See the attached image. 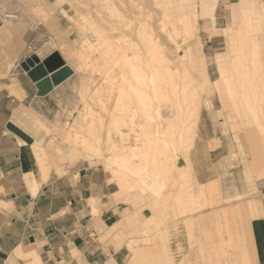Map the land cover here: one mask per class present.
I'll return each instance as SVG.
<instances>
[{
    "label": "rangeland",
    "instance_id": "rangeland-1",
    "mask_svg": "<svg viewBox=\"0 0 264 264\" xmlns=\"http://www.w3.org/2000/svg\"><path fill=\"white\" fill-rule=\"evenodd\" d=\"M57 1L58 0H2V4L6 11L16 13L19 16V21L17 20L9 24L0 23V75H2L3 73L7 74L8 71L12 67L16 66L21 61V59L29 52H34L33 54L37 53L42 58L50 52H53L52 54H58L60 59H62V61L64 62V66L61 67L63 69L59 68L58 70L61 69L62 71H57L52 74H49V77L51 78V83L53 86L54 81L57 79H65V81L57 89V91L55 92L56 94L48 93L43 96L39 95V88L38 84L36 83L38 92L35 94L33 93L34 102L30 103L28 105V108L25 110L24 117L26 121L24 128L26 131L32 134L34 140H42V142L38 143L45 148L47 156L49 158L51 169L55 168L58 170L59 173H62L66 167H69L72 164H76L78 162L86 163L94 167H100L111 175V181L117 183L119 190L122 191L121 181H119V179L113 174V172H110V170H106L107 168L104 166L105 161L109 158L108 151L106 150V143L104 142L106 134L109 131L112 134L113 140H115L116 138V143H119L120 139L114 132L115 127L113 125V119L116 115H119L120 110L123 109H121L122 106H125L126 108V106L128 105L131 107H128V109L126 108L127 111L123 109V113L125 110L127 119L135 120V126L133 128H130L129 126H124L122 128L124 133L129 132L130 134L128 136V142L130 145H133L137 139H140L142 137L141 135L143 131L149 130L151 127H149V125L147 124L148 120L147 118H145V114L147 112L142 114L143 111L140 109L142 108L140 106L142 105L140 100H135L138 97L135 94H132L130 91H128L129 93H120V85L118 86L117 84H121L119 82V80H121V74H124L123 71H125L126 75H124L126 77L128 76V78H131V75L130 73L128 75L126 73V71H128L127 67L129 66L124 67L125 64H123L119 60H116V58L120 59L119 57L122 55V53L124 54V52H126V54H128L129 56H131L133 53L132 56H134V43H136V45L140 47V50H142L141 52L145 53L146 49L144 48L147 47L143 46L149 45V37L144 38V36L146 35L151 36L153 40H156L158 38L157 41L160 43L158 49L160 50V53H157L158 56L161 55L167 58L174 59L180 58V56L184 53L183 50L187 49L188 43H184V41H182L183 37L181 35L179 36L173 34L172 29L174 26L178 27L180 25V20L182 19V11L180 7L175 4H173V6L168 9V7H166V2L168 0H131V2L129 0H119L120 3L118 2V0H62L63 2H61L60 4H58ZM222 1L219 3V8L216 11L217 26L220 29L230 26L226 25L225 23L227 19L226 16L228 17V22L230 23L233 20L234 12H237L239 17H254V15L250 12L246 10L242 11L241 7L239 6V0ZM251 1L256 3L258 7L264 5V0ZM109 4H113L114 7H112L113 5H110V7H108ZM164 6L166 9L164 8ZM112 8L114 10H112ZM115 9L117 11H120H118L119 15ZM197 11L200 12V4L198 3ZM65 12L68 15L75 17L74 19L78 20L81 24L84 23L86 27H89L88 21H91L97 28H100L101 23L104 24L108 29H110L111 26L112 28L121 27L125 29L126 31L123 34L119 30L109 31L111 42L114 45L113 47L116 48V46H119L118 48H116L119 53L117 50H113L116 53V56H114V60L113 52L111 55V52L109 51L106 53V55L104 54V56L103 54L101 56L99 55L97 57L98 59H96L95 57L93 59L87 58L85 56V53L81 52L80 49V38H82V34L79 33V31L70 32V30L72 29V21L68 19ZM48 18L54 20L52 30L49 29L47 26ZM103 19L105 20L103 21ZM32 21L40 23V28L36 33H30L29 31V25ZM207 22L208 26L206 24ZM139 25L142 26L143 29L140 30ZM198 26V36L200 38L201 43L203 44V51L207 56V71L210 78L209 80L211 82L209 81L207 83V86V84H205L206 82L201 71L199 69L196 71V74L198 75V81L200 82L199 85H202V83H204V87H200L201 89L199 88L201 90V94L200 90L198 91V93L200 94L199 98L201 99V101L199 99L201 104L198 103V106L201 111V116L198 122V127L196 130L193 145L195 144L196 139L198 138L199 128H211L215 136L213 137V140L208 143L210 149L215 150L219 148L225 151L224 153L227 159L230 161L229 165L235 166V169L243 172L244 180L249 192L248 196L252 197L257 195V197L264 201V98H259L257 100H252L250 98L249 102H251L252 104H249L250 108H247L246 104H248V101H244V99L246 98L244 97L243 99V97L240 96V91L242 89L236 88V86L235 91L237 92V95L235 96L237 98L233 97L232 100L231 97L226 94L225 104L228 106L223 108L224 104L219 94L216 92V87L212 82H214L218 78L216 67L214 64V56L216 53H222L226 51L225 38L222 35H209L211 30V23L209 22V20L199 19ZM137 29L140 33H138ZM88 33H90V30L86 31V35ZM122 35H124L125 37ZM136 35L139 36V39L136 38ZM60 36H64L66 38V43L61 44L59 42ZM94 37L98 36L94 34ZM124 38H126V40L129 42H127L126 40L123 42ZM130 38L133 41L130 40ZM117 40L122 41V43L118 42ZM195 40L196 38L194 37L190 38V42L192 43H194ZM115 42L118 44L116 45ZM171 42L175 44H172ZM120 44H122L123 47H121L123 50L120 48ZM129 44L131 46H129ZM176 44L177 46H174ZM161 46H164L165 48H161ZM178 46L181 47L176 49ZM128 47L131 48L129 49ZM125 48L129 50L133 49V51H129L128 53ZM160 48L163 49V51H161ZM108 55H110L111 58ZM106 57L111 63L109 61V63L106 61ZM102 58L104 59L102 60ZM111 60H113L114 63ZM115 61L116 63L117 61L120 62V65H118L117 63V66H120V68L122 69V72H120L121 74L119 77L118 74L114 75V73L117 72L111 70L110 72H108V68H110V66L112 70L115 69ZM121 65L125 68L124 70ZM117 66L116 69L119 68ZM121 69H119V71ZM109 73L111 75H114L113 77L111 76V79L117 77L114 78L116 80L113 79L117 83L113 82V80H109ZM106 77L108 81L112 82L109 83ZM108 83L110 85H112V83H116L111 86L114 89L115 87H119L115 90L112 89V91L109 90L111 93L114 90V93H112L113 95H111V93L107 91L109 88L111 89ZM107 84L109 87L107 86ZM106 86L108 88H106ZM210 86L212 88H210ZM238 91L240 93L239 95ZM130 95L132 96V98H129ZM133 97L135 99H133ZM209 98L210 100H212L213 105L212 108L207 111L205 109V101H207ZM240 98H242L243 102H246L244 105L241 104L242 101L240 100ZM119 99L121 101H119ZM235 99L236 101L240 100L241 103L239 104L238 102L239 105H237V102L234 101ZM133 101L137 103H134ZM233 101L236 102V105ZM120 102H122V104L124 103L125 105L120 104ZM138 102H140V104ZM135 104L138 105L135 107ZM240 105L241 107L244 106V108H242L244 110L243 112L241 111V107H239ZM118 106L120 107V110ZM237 106L241 110H238ZM130 108L134 109L132 110V112H130L133 113L131 114V116L128 112L131 110ZM136 108L137 110H135ZM222 108L224 110H222ZM252 108L255 110L254 113L256 112L257 118H255V114L253 113ZM137 111H139L141 115L145 116H141L140 114H138ZM132 116L136 118H133ZM44 119L48 122H46ZM38 120L41 124L37 122ZM42 124H44L45 126H49L45 129L44 125L42 126ZM65 126L67 128H64ZM47 128L50 129V131ZM71 129H73V131ZM70 130L72 132H70ZM66 134H70L73 137H77L74 134H78V136L82 135L84 137H89L94 141L95 139H97V141H95V144L96 146H99V148L102 147V156L97 157V159L96 157L93 159H90L89 157L87 158L85 153L82 151L83 148L81 147L78 149V151H74V148H72V146H70L68 143H66V141H64V135ZM82 136H79V142H81L80 140H83L82 138L84 137ZM98 139L100 141H98ZM80 145L81 144L79 143V146ZM193 147L194 146L191 147L189 152L190 167L191 152ZM55 149L57 151H55ZM58 149L61 151H59ZM104 150L105 152H103ZM180 152L177 151L175 154V160L177 159L174 165L175 168L173 169V166L170 167L167 185H161V188L158 190L159 192L156 188L160 186H155L156 188L153 187L155 190L149 189L150 187L148 188L153 192H149L148 190L145 194L146 191H144V193H142L143 195L141 194V192L143 191L138 188H136L137 190H127L125 191V193L118 195L121 201H123L134 209V215L132 216V218H129L130 215L127 216L128 218H126L127 224L125 230L121 233L123 235V239L132 238L133 241L129 244L131 249H134L135 246L137 248L140 245L154 244L156 239L155 234H157V236H160L161 230L164 231L166 236H168L169 242H171L170 240L172 235L175 233L177 234L178 232L180 233L178 229L185 226V224L183 223V219L187 217V215H192L195 213L202 214L205 210L213 209L222 204L221 198H217L215 195H211L207 198L195 197L194 192L190 188L192 186V182H190L186 177H178L177 174L178 172H180L179 168L185 165V158ZM60 160H62V162L64 160H68L69 166L67 165V161H64L63 165ZM55 164L58 165L56 166ZM186 165H188L187 162ZM191 170L192 168H190V172ZM177 189L178 191L176 192ZM154 192L156 193L153 194ZM206 195H209V193H207ZM177 197H180L182 199L180 201H177ZM146 203L147 206H150L152 203H154L155 206H153V210L156 211L155 216L157 219L163 216L164 220L169 219L175 222L181 220L180 224H164V222H160L156 227L155 225L157 223H151L149 224V227L153 225L154 230H145L144 228L146 227V221H144V219L140 220L139 216L136 214L137 212L143 210L146 207ZM94 214H97V211H94ZM141 228L142 231H139V229ZM136 238L138 239L136 240Z\"/></svg>",
    "mask_w": 264,
    "mask_h": 264
},
{
    "label": "crops",
    "instance_id": "crops-1",
    "mask_svg": "<svg viewBox=\"0 0 264 264\" xmlns=\"http://www.w3.org/2000/svg\"><path fill=\"white\" fill-rule=\"evenodd\" d=\"M19 63L0 75V264H264V201L248 196L243 172L229 165L225 151L210 149L211 128H199L191 181L195 197L210 186L202 198L215 195L222 204L187 215L171 242L161 230L154 244L130 248L132 238L123 239L121 233L134 209L119 199L118 184L100 167L78 162L62 173L52 168L42 181L33 152L42 140L24 128L25 110L38 88ZM64 81L55 80L49 94ZM30 173L41 182L34 197L24 180ZM153 206L146 203L136 214L146 221L145 230H154L147 223L152 219L156 227L180 224L157 219Z\"/></svg>",
    "mask_w": 264,
    "mask_h": 264
},
{
    "label": "bare ground",
    "instance_id": "bare-ground-1",
    "mask_svg": "<svg viewBox=\"0 0 264 264\" xmlns=\"http://www.w3.org/2000/svg\"><path fill=\"white\" fill-rule=\"evenodd\" d=\"M107 1H109V0H107ZM129 1L131 2V0H129ZM221 1L222 0H168L167 2L165 1L167 3L166 7H168V9L171 8V6H173V4H175V5L179 6L181 11H182V19L180 20V25L178 27L174 26L172 30H173V34L179 35V36L181 35L183 37L182 41H184V43H188L187 49L183 50L184 53L182 52L183 55H181L180 58H177V59L176 58L175 59L174 58H167V57H164L161 55L158 56L157 53L160 51V50H158L159 44H160L157 41L158 38L156 40H153L151 36L146 35V36H144V38L149 37V43H148L149 45L143 46V47H147V48H144V49H146L145 53L141 52L142 50H140V47H138V45H136V43H134L136 45V46L133 45V47L135 49L134 56H132L133 53H132V55L130 54L132 56V58H131V56L126 54V52H124V54L122 53V55L119 57L120 59H117L115 57L116 60H119L120 62L125 64L124 67L129 66V67H127L129 72L126 71V73H127V75L130 73L131 78H128V76L127 77L125 76L126 75L125 71H123L125 75L120 73V72H122V69L120 68V66H117V63H118V65H120L119 61H117V63L115 61L116 66L119 68L116 69L115 65H114L115 69H113V70L111 69V66H110V68H108L109 69L108 72H110V70L117 72V73H114V72L113 73H114V75L118 74V77L121 74V80H119V82L121 84H117L118 86L120 85L119 87H120V93L121 94H123L125 92L129 93L128 91H130L132 94H135L138 97L136 99L133 97V99H135V100L139 99L141 104H142V105H140L142 107L140 109L143 111V112L141 111L142 114L146 113V112L147 113L145 114L146 115L145 116V115H141V113L139 111H137V112L141 116H145V118H147L148 123H147V121H146V123L149 125V127H151L149 130H145V131H143L144 130V128H143V130H142L143 132L141 135L142 137L140 139H137L133 145H130L128 142L129 141L128 136L130 134H129V132L124 133L122 127L129 126L130 128H133L135 126L134 125L135 120H132V119L128 120L127 115L125 113L127 111L128 107H131V106H129V105L126 106L127 109L125 108V106H122L121 109L123 108L126 110V111L124 110V113H123V109L120 110V107L118 106L120 112H122V113L119 112V115L115 116V118L113 119V125L115 127L114 132L119 137L120 140H119V143H116V141H115L116 138L114 137L115 140H113L112 134L109 131L106 134L104 142L106 143V147H107L106 150L108 151L109 158L107 157L108 159L106 158L107 160L106 161L104 160L105 161L104 166L107 168V169L105 168L106 170H108V171L110 170V172H113V174L119 179V181H121L122 191L119 192L120 194L125 193V191H127V190L136 189V188L143 191V192H141V194L144 193V191H146L145 192V194H146L149 189L153 190L157 186H160V187L156 188L158 191L161 188V185L162 186L167 185L170 167L173 166V169L175 168L174 165H175L176 160H177V159L175 160V154L177 151L178 152L181 151L180 153H182L184 158H185L184 161L187 162V164H188V165L185 164L184 166H181L179 168L180 172H178L177 175H178V177H186L190 182H192L191 181L190 165H189V162H190L189 152H190L191 147L194 146L193 145L194 138H195L196 130L198 127V122H199V119L201 116L200 115L201 111H200V108L198 106V103H200V101H201V99L199 98L200 97L199 95L201 94L200 89L202 87H204L203 86L204 83H202V85H199L200 82L198 81V78H197L198 75L196 74V71L198 69L201 71V73L204 76L205 82H206L205 84H207L210 81L208 71H207V56H206L205 52L203 51V44L201 43L200 38L198 36L199 19L209 20V22L211 23V30L209 29L210 30V34H209L210 36L222 35L225 38L226 51L222 52V53H216L214 56V64L216 67V72H217L218 78H217V80L212 82L216 87V90H217L216 92L219 94V96H220V98L224 104L223 108L228 106L225 104L226 94L229 97H231L232 100H233V97H236L235 96V95H237V92L235 91L236 86H237L236 88L242 89V90L239 89V90H241L240 96H242L243 99H244V97L247 99V100L244 99V101H246V102L248 101L247 102L248 104H246L247 108L249 107V104H252L251 102H249L250 98L252 100L264 98L263 97L264 96V5L261 7H258L256 5V3L252 2L251 0H239V6L241 7L242 11L246 10V11L250 12L251 14H253L254 17H251V18L250 17L249 18L244 17V16L239 17L237 12H234L232 22L229 23L228 17L226 16L227 19H226L225 23H226V25H230V26H227V27L220 29L217 26L216 11L219 8V3ZM57 2H58V4H60L63 1L58 0ZM118 2L120 3L119 0H118ZM1 3H2V0H1ZM78 3H80V2H78ZM110 3H111V1H110ZM197 3L200 4V12L197 11ZM122 4H121V7H122ZM132 4H133V1H132ZM137 4H138V2H137ZM110 5H113V4H109L108 7H110ZM2 6H3V4H2ZM124 6H125V4H124ZM112 7H114V5ZM132 8H134V7H132ZM164 8H165V6H164ZM112 10H114V9L112 8ZM118 11H117V13H118ZM162 11H164V10H162ZM118 15H119V13H118ZM165 15H166V10H165ZM66 16L68 17V19L70 21H72V27H71L72 29L70 30V32L71 31H79V33L82 34V38H80L81 39L80 49H81V52L85 53V56L87 58L93 59L95 57L96 59H98L97 57L99 55L101 56L103 54V56H104V54L106 55V53L109 51V52H111V55L113 52V60H114V56H116V53H115V51L117 50L116 48H118L119 46L118 47L116 46V48L113 47L114 45L111 42V37L109 36V31L110 30L111 31L119 30L123 34L126 31L125 29H123L121 27L120 28H118V27L112 28V26H111V28L109 27L110 29H108L104 24H101V23H100V28H97L96 26H94V23L91 21H88L89 27H86L84 23L81 24L78 20L74 19L75 17L70 16L67 13H66ZM17 20L19 21V17H18V19H16V21ZM104 20L105 19H103V21ZM53 23H54V20L48 18L47 26L51 30L53 29V25H54ZM206 24L208 26V22ZM147 25H149V24H147ZM139 28H140V30L143 29L142 26H140ZM150 28H152V27H150ZM87 30L88 31L90 30V33H88L86 35ZM138 33H140L139 30H138ZM94 34H96L98 37H94ZM138 35H136L137 39H139ZM122 36H124V35H122ZM125 36H126V34H125ZM167 37H168V35H167ZM169 37H170V35H169ZM191 37L196 38L194 43L190 42ZM126 38L123 39V42L126 40ZM175 38H177V37H175ZM130 40H132V39L130 38ZM171 40H172V38H171ZM114 41H115V39H114ZM59 42L61 44L66 43V38L64 36H60ZM118 42L122 43V41H118ZM127 42H129V41H127ZM135 42H136V40H135ZM115 44L117 45L118 43L115 42ZM172 44H175V43H172ZM121 46H122V44H120V48L122 49L123 46L122 47ZM129 46H131V45L129 44ZM174 46H177V44ZM180 47L181 46H178L176 49H178ZM128 48L130 49L131 47H128ZM161 48H165V47L161 46ZM182 48H184V47H182ZM114 49H115V51H113ZM129 49L125 48V50L128 51V53H129V51H133V49H131V50H129ZM121 51H120V53H121ZM161 51H163V49H161ZM118 53H119V51H118ZM79 54H81V53H79ZM108 56L111 58L110 55H108ZM118 56H119V54H118ZM38 57L41 58V56H39V55H38ZM107 57L105 59H107ZM0 59H1V54H0ZM103 59L104 58H102V60ZM113 60H111V61H113ZM106 61L108 62L109 60L107 59ZM113 63H114V61H113ZM111 65H113V64H111ZM34 66L35 67L38 66V63H34ZM121 67H123V66L121 65ZM124 67H123V70L125 69ZM119 69H121V70L119 71ZM118 71H119V73H118ZM114 75L110 74L109 80H113L114 78H117V77H114L113 79H111V76L113 77ZM106 79H107V77H106ZM42 80H40V81H42ZM114 80H116V79H114ZM114 80H113V82H116ZM107 81H108V79H107ZM108 82L111 83L112 81H108ZM116 83H112V85H110V84L109 85L111 87V86H113V84H116ZM108 84H107V86H108ZM107 86H106V88L109 87V86L108 87ZM207 86H208V84H207ZM118 88L115 87V89H118ZM210 88H212V87L210 86ZM112 89H114V88L111 87V89L109 88L107 91L109 93H111L109 90L112 91ZM104 90H105V88H104ZM114 90L112 93H114ZM199 90H200V94L198 93ZM104 93H105V91H104ZM112 93H111V95H113ZM239 94L240 93L238 91V95ZM109 95H108V97H109ZM120 97H121V95H120ZM201 97H202V95H201ZM129 98H132V96L130 95ZM120 99H119V101H121ZM199 99H200V101H199ZM240 100L242 101V98H240ZM240 100L236 101V99H235L234 101H236L237 105H239L241 103ZM208 101L210 102V108L209 109L205 108L207 111L210 110L212 108V105H213L212 100H210V98L208 99ZM140 102H138V103L140 104ZM236 102H234L235 105H236ZM238 102H239V104H238ZM246 102L242 101L241 104L244 105ZM134 103H137V102H134ZM120 104H122V102H120ZM137 105L138 104H135V107ZM239 107H241V105ZM239 107H238V110H241L242 108H244V106L241 107V109H239ZM107 108H108V106H107ZM137 108L135 110H137ZM223 108H222V110H224ZM130 109H129L130 111H128L129 113L132 112V110H134L132 108H130ZM241 111L243 112L244 110L242 109ZM254 111L255 110L253 109V113H254ZM32 113H33V111H32ZM131 114H133V113H130V116H131ZM254 114H255V118H257L256 112ZM128 116H129V114H128ZM134 116H132V117L136 118ZM39 120L37 122L39 124H41L39 122ZM44 120H42V121H44ZM45 121L48 122L47 120H45ZM46 122H44V123H46ZM46 124H48V123H46ZM43 125L44 124H42V126ZM48 126L49 125H47V126L44 125V128L46 129V127H48ZM57 128H58V126H57ZM64 128H67V127L65 126ZM48 130L50 131V129H48ZM62 130H65V129H62ZM68 130H69V128H68ZM71 130L73 131V129H71ZM71 130H70V132H72ZM135 133H133V134H135ZM70 134L64 135V139H65L64 141H66V143H68L70 146H72V148H74V151H78V149L81 147V148H83L82 151L85 153L87 158L89 157L90 159H93L96 157V159H97V157L102 156V153H101L102 147L99 148V146H96V144H95V141H97V139H95V141H94L89 137H84L82 135H79V136L84 137V138H82L83 140H80L81 142H79L78 141V139H79L78 134H74L77 137H73ZM98 141H100V140L98 139ZM79 143L81 144L80 146H79ZM33 147H34L33 152L35 153L34 156H36L35 159H37V162H38L39 167H40L39 172H41V180L45 182L48 179V177L50 175V171H51L50 170L51 169L50 168V162H49V158L47 156V152H46L45 148L41 144H39L38 142ZM55 151H57V150L55 149ZM59 151H61V150H59ZM103 152H105V150ZM60 161H61V163H63L64 161H67V165H68V160H64L63 162H62V160H60ZM63 165H64V163H63ZM72 165H74V164H72ZM53 166H54V164H53ZM176 173H177V170H176ZM24 180H25V184H26L31 196H33V197L36 196L38 194V191H39L40 186H41V182L38 181V179L36 178V175L33 173L27 174L24 176ZM251 185H253V184H251ZM190 188L193 191V186H191ZM209 188H210V186L202 187L200 198H202L207 193H209ZM152 190H149V192ZM155 193L156 192H154L153 194H155ZM154 221L155 220L152 219L147 223L153 224ZM17 254L19 256L23 257V255L21 254V251H20V253L18 252ZM34 255H36V254L34 253ZM29 256L32 257L33 255L32 254L28 255L27 258Z\"/></svg>",
    "mask_w": 264,
    "mask_h": 264
},
{
    "label": "water",
    "instance_id": "water-1",
    "mask_svg": "<svg viewBox=\"0 0 264 264\" xmlns=\"http://www.w3.org/2000/svg\"><path fill=\"white\" fill-rule=\"evenodd\" d=\"M34 63H38V66L35 67ZM20 66L28 74L31 80L38 84L39 95L43 96L51 92L53 89L51 78L48 77L49 74L54 73L64 66V62L56 53L50 55L43 61L40 60L37 54H32L24 60Z\"/></svg>",
    "mask_w": 264,
    "mask_h": 264
},
{
    "label": "built area",
    "instance_id": "built-area-1",
    "mask_svg": "<svg viewBox=\"0 0 264 264\" xmlns=\"http://www.w3.org/2000/svg\"><path fill=\"white\" fill-rule=\"evenodd\" d=\"M18 17L19 16L16 13H11V12L6 11L4 7L2 6L1 0H0V23L2 24L12 23L16 21ZM39 28H40V23L36 21H32L29 25V31L32 33H36L39 30ZM205 108L206 109L210 108V102L208 100L205 101Z\"/></svg>",
    "mask_w": 264,
    "mask_h": 264
}]
</instances>
